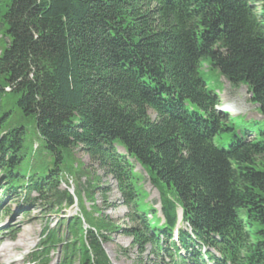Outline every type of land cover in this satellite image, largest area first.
<instances>
[{"label": "trees", "instance_id": "1", "mask_svg": "<svg viewBox=\"0 0 264 264\" xmlns=\"http://www.w3.org/2000/svg\"><path fill=\"white\" fill-rule=\"evenodd\" d=\"M205 63L248 86L262 119L218 111ZM76 148L117 182L139 224L122 230L141 252L264 264V0H0L3 191L56 214L83 192L94 199L95 172L75 194L62 189L66 150ZM137 164L160 190L163 218ZM58 225L42 229L32 264L59 250L57 264H113L104 245L121 228L108 217L83 208Z\"/></svg>", "mask_w": 264, "mask_h": 264}, {"label": "rangeland", "instance_id": "2", "mask_svg": "<svg viewBox=\"0 0 264 264\" xmlns=\"http://www.w3.org/2000/svg\"><path fill=\"white\" fill-rule=\"evenodd\" d=\"M203 71L208 80L217 87L220 96L218 111H222L223 107L229 104L233 107L232 111H227L231 115H242L247 120L262 119L257 105L253 104L251 100L248 86L243 84L238 87L232 86L219 75L218 71H213L209 63L204 64ZM21 123L28 129V144L32 142L35 149L41 144L35 122L31 119H25ZM119 151L122 152L123 150L119 148ZM66 154L67 157L63 165L62 189H69L72 194H75L77 184L78 186L80 184L87 186V179L91 180L94 172L100 177L101 188L94 191V199L83 192L76 198V204L73 207L64 209L59 214L50 213V210H46L41 205L26 206L23 196L12 191L4 192L7 182L3 178L4 174L0 171V264H23L24 258L36 249L42 229L47 224L50 223L52 227H55L61 218L82 215L83 208L93 218H100L104 215L117 226H120L121 230L113 233L111 241L104 245L113 264H169L171 258L168 253L156 256L151 245H147L146 249L141 252L139 247L134 244L133 237L123 232L122 229L134 228L139 224L130 220L129 214H131L132 209L124 204L115 179L110 175L106 176L97 164L91 162L83 149L66 150ZM45 156L47 160H52L47 154ZM136 170L142 171L145 177L142 184L148 193L146 202L153 204L154 208L158 210L157 216L163 218L160 190L148 178L140 165L137 164ZM103 188H108L107 193ZM34 196L32 195V197ZM144 205L146 206V204ZM147 209L149 210V207ZM178 213L180 215V209H178ZM152 217L153 213H149V218ZM58 227L63 229L65 225H58ZM177 228L186 229V225L182 221ZM51 255L54 259L50 264H57L61 250L55 251Z\"/></svg>", "mask_w": 264, "mask_h": 264}, {"label": "bare ground", "instance_id": "3", "mask_svg": "<svg viewBox=\"0 0 264 264\" xmlns=\"http://www.w3.org/2000/svg\"><path fill=\"white\" fill-rule=\"evenodd\" d=\"M225 111H232L233 110V107L229 104H226L224 107H223ZM179 230L180 228L178 229V236H179Z\"/></svg>", "mask_w": 264, "mask_h": 264}, {"label": "water", "instance_id": "4", "mask_svg": "<svg viewBox=\"0 0 264 264\" xmlns=\"http://www.w3.org/2000/svg\"><path fill=\"white\" fill-rule=\"evenodd\" d=\"M180 209V215H179V219H181V217H182V215H183V210L181 209V208H179Z\"/></svg>", "mask_w": 264, "mask_h": 264}]
</instances>
